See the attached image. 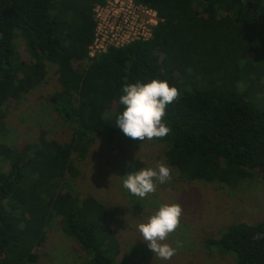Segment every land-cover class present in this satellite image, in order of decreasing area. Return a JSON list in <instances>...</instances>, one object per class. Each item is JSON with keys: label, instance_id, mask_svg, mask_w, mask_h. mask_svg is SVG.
Here are the masks:
<instances>
[{"label": "trees", "instance_id": "trees-1", "mask_svg": "<svg viewBox=\"0 0 264 264\" xmlns=\"http://www.w3.org/2000/svg\"><path fill=\"white\" fill-rule=\"evenodd\" d=\"M134 1L156 11L152 37L89 58L92 10L104 0H0V134L4 109L45 81L47 64L59 89L46 100L71 131L64 143L45 132L21 147L0 143V264L36 263L58 218L84 264H142L122 254L112 210L63 185L79 175L73 155L83 161L98 136L127 137L114 121L125 84L179 88L164 118L170 133L148 140L164 144L178 179L231 188L264 180V0ZM207 244L234 264H264V221L230 224Z\"/></svg>", "mask_w": 264, "mask_h": 264}, {"label": "rangeland", "instance_id": "rangeland-1", "mask_svg": "<svg viewBox=\"0 0 264 264\" xmlns=\"http://www.w3.org/2000/svg\"><path fill=\"white\" fill-rule=\"evenodd\" d=\"M18 51L24 59L27 53L22 40ZM45 81L31 90L13 107L4 109L6 132L0 134V143L21 147L37 142L40 133L60 143L71 136L70 128L54 112L46 98L59 89L54 66L47 64ZM164 144L133 140L119 134L98 136L89 148L86 158L74 162L78 177L63 182L65 191L80 199L92 197L110 208L115 220L112 227L122 254H130L142 264H234V255L219 254L207 244L209 238L220 236L230 224H256L264 221V180L258 176L231 188L220 183L185 182L164 162ZM1 163V159H0ZM164 163L171 170V179L158 185L156 192L141 199L122 186L125 175ZM131 165V166H130ZM179 203L183 215L179 228L165 243L177 248L170 260L155 257L138 230L140 223L158 211L162 204ZM55 219L46 231V240L34 252V264H84L85 254L80 246L62 231Z\"/></svg>", "mask_w": 264, "mask_h": 264}, {"label": "clouds", "instance_id": "clouds-1", "mask_svg": "<svg viewBox=\"0 0 264 264\" xmlns=\"http://www.w3.org/2000/svg\"><path fill=\"white\" fill-rule=\"evenodd\" d=\"M121 91L119 104L124 108L114 121L127 137L145 141L164 138L170 133L164 118L167 107L180 98L178 87L170 86L166 80L153 79L148 83L125 84ZM121 179L126 190L144 199L154 194L158 185L171 179V170L160 163L156 168L145 167ZM182 215L183 208L179 203L162 204L147 222L138 225L143 241L155 257L170 260L176 255L178 249L165 241L179 228ZM260 238L259 234L255 237Z\"/></svg>", "mask_w": 264, "mask_h": 264}, {"label": "built area", "instance_id": "built-area-1", "mask_svg": "<svg viewBox=\"0 0 264 264\" xmlns=\"http://www.w3.org/2000/svg\"><path fill=\"white\" fill-rule=\"evenodd\" d=\"M92 11L95 27L88 46L89 58L104 54L110 48L148 40L160 21L155 10L134 0H104Z\"/></svg>", "mask_w": 264, "mask_h": 264}]
</instances>
